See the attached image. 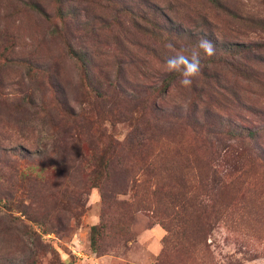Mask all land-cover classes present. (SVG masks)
Listing matches in <instances>:
<instances>
[{
	"label": "rangeland",
	"instance_id": "obj_1",
	"mask_svg": "<svg viewBox=\"0 0 264 264\" xmlns=\"http://www.w3.org/2000/svg\"><path fill=\"white\" fill-rule=\"evenodd\" d=\"M0 264H264V0H0Z\"/></svg>",
	"mask_w": 264,
	"mask_h": 264
},
{
	"label": "clouds",
	"instance_id": "obj_2",
	"mask_svg": "<svg viewBox=\"0 0 264 264\" xmlns=\"http://www.w3.org/2000/svg\"><path fill=\"white\" fill-rule=\"evenodd\" d=\"M166 48L172 51L174 45L169 42ZM211 57L215 54V46L207 38H200L197 44L190 49H182L178 52L173 51V54L166 59V71L168 73H178V83L182 87H190L193 81L198 77L201 71L202 55Z\"/></svg>",
	"mask_w": 264,
	"mask_h": 264
},
{
	"label": "trees",
	"instance_id": "obj_3",
	"mask_svg": "<svg viewBox=\"0 0 264 264\" xmlns=\"http://www.w3.org/2000/svg\"><path fill=\"white\" fill-rule=\"evenodd\" d=\"M211 5L215 6L216 8H221V0H207ZM177 34H180V33H177ZM228 49V46L223 48L222 50H227ZM218 49L215 50V52H217ZM229 51V50H228ZM226 51V53L228 52ZM218 53L220 52H217L215 53V55H217ZM208 57V56H206ZM219 58H222V55H219L218 56ZM209 58V62L210 63H214V59H212V56L211 57H208ZM79 61L82 63V68L84 70V72H87V69H86V66H85V63H87V56L85 54H80V56L78 57ZM244 137H251L253 138L254 137V134H244L242 131L241 132H238L236 134V138H244ZM102 167V166H100ZM101 169V168H99ZM97 174H98V177L100 179H102L103 177H107L110 173L109 171V168L107 169L106 166L105 168L103 167V169L99 170V171H96ZM125 174H127V172L125 171ZM212 183H213V186L216 187V188H219V183L220 182H216V180H212ZM98 188H100V191H101V198H102V201H104V195H103V188L101 186H98ZM196 210H198L199 212L203 213V212H206L208 210V205L203 202V201H198L196 199ZM104 226L103 224H98V225H93L91 228H90V247L91 249L98 253L99 252V249H100V244H101V241H102V238H103V231H104Z\"/></svg>",
	"mask_w": 264,
	"mask_h": 264
}]
</instances>
